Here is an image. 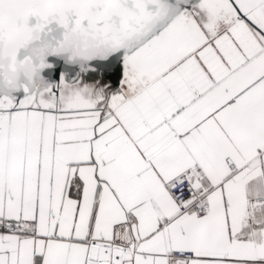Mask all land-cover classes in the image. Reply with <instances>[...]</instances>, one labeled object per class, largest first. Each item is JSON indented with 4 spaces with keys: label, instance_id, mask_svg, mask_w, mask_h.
<instances>
[{
    "label": "snow or ice",
    "instance_id": "6c2138e0",
    "mask_svg": "<svg viewBox=\"0 0 264 264\" xmlns=\"http://www.w3.org/2000/svg\"><path fill=\"white\" fill-rule=\"evenodd\" d=\"M0 264H264V0H0Z\"/></svg>",
    "mask_w": 264,
    "mask_h": 264
},
{
    "label": "rangeland",
    "instance_id": "374dc122",
    "mask_svg": "<svg viewBox=\"0 0 264 264\" xmlns=\"http://www.w3.org/2000/svg\"><path fill=\"white\" fill-rule=\"evenodd\" d=\"M96 40L98 41V44L102 42L101 38H97ZM68 42L69 40L67 39L66 47H68ZM3 71L6 77L21 78L31 74L33 69L31 65L26 64L23 57H21L19 60H15L12 63H9L7 59H5L3 62Z\"/></svg>",
    "mask_w": 264,
    "mask_h": 264
},
{
    "label": "crops",
    "instance_id": "0c3cea01",
    "mask_svg": "<svg viewBox=\"0 0 264 264\" xmlns=\"http://www.w3.org/2000/svg\"><path fill=\"white\" fill-rule=\"evenodd\" d=\"M58 37H59V33H57L56 34ZM73 35H75V42H74V44L77 42V41H79L80 39H81V37H80V35L79 34H77V33H75V32H73ZM98 37H96V36H92L91 37V40H90V43L91 42H96V44H97V46H98V41L96 40ZM97 50H99V49H97Z\"/></svg>",
    "mask_w": 264,
    "mask_h": 264
},
{
    "label": "water",
    "instance_id": "95a60500",
    "mask_svg": "<svg viewBox=\"0 0 264 264\" xmlns=\"http://www.w3.org/2000/svg\"><path fill=\"white\" fill-rule=\"evenodd\" d=\"M67 39L69 40L68 47H71L74 44V42H75V35H73V32H70L68 34Z\"/></svg>",
    "mask_w": 264,
    "mask_h": 264
}]
</instances>
